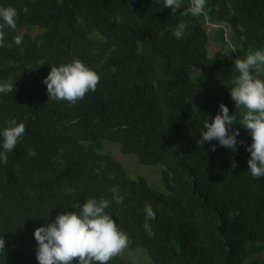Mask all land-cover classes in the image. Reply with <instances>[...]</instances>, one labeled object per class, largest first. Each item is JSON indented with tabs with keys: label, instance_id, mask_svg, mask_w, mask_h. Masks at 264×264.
I'll return each mask as SVG.
<instances>
[{
	"label": "trees",
	"instance_id": "16d2710c",
	"mask_svg": "<svg viewBox=\"0 0 264 264\" xmlns=\"http://www.w3.org/2000/svg\"><path fill=\"white\" fill-rule=\"evenodd\" d=\"M163 2L0 0L18 13L0 47V84L14 85L0 93V152L8 121L25 125L0 162V264H38L34 230L93 198L109 200L105 211L129 247L144 248L154 264H264L249 258L264 250V176L248 169L253 141L239 124L246 109L230 96L234 61L264 50V0H206L199 17L182 14L190 0L176 11ZM180 22L187 28L177 39ZM211 40L221 44L213 53ZM74 59L100 81L70 106L48 98L43 80L51 66ZM252 74L264 81V71ZM220 104L235 117L229 131L239 130L234 152L215 139L200 142ZM105 140L141 164H161L165 191L129 176L103 151ZM113 187L123 203L112 199ZM147 206L155 212L151 237ZM108 264L134 263L118 255Z\"/></svg>",
	"mask_w": 264,
	"mask_h": 264
},
{
	"label": "clouds",
	"instance_id": "9594fccd",
	"mask_svg": "<svg viewBox=\"0 0 264 264\" xmlns=\"http://www.w3.org/2000/svg\"><path fill=\"white\" fill-rule=\"evenodd\" d=\"M191 6L182 13L199 17L205 15L206 0H190ZM182 0H164L163 5L172 11L180 9ZM17 11L12 7L0 8V47H4V27L13 30L17 28ZM187 28L185 22H180L173 35L182 39ZM23 33L14 37L13 43L17 46L23 42ZM12 45L9 44L8 47ZM235 50V49H234ZM234 71L239 75L233 80L234 86L230 89V96L237 108L246 109L240 125L246 128L252 137V144L246 148L250 153L247 161L248 169L254 178L264 176V81L255 78L257 73L264 71V50L250 52L244 59L234 61ZM100 81L98 74L86 67L80 60L74 59L71 63L61 66H51L47 77L43 80L46 85L48 98L65 100L69 105H75L82 100L89 91H95ZM12 83L0 84V93H13ZM220 114H217L212 123L203 122L204 131L200 142L217 140L225 148L236 150V145L242 143L237 140L239 130L229 131L234 124L235 117L229 115L228 108L220 104ZM8 127L2 132L3 151L0 152V162H8L7 153L11 152L19 139L25 133V125L17 124L15 119L8 121ZM215 151V145L212 146ZM235 166V165H234ZM99 175L100 169H97ZM112 199L123 203L118 187L110 189ZM107 199H88L80 206L79 213L66 211L58 214L54 220L46 222V226L34 230L33 236L37 242L36 259L38 264H108L112 258L120 255L128 246L127 234L118 230L116 223L105 211L109 207ZM155 219V212L151 206L145 208L144 229L149 237L154 235L149 221ZM5 241L0 238V250L4 251Z\"/></svg>",
	"mask_w": 264,
	"mask_h": 264
},
{
	"label": "rangeland",
	"instance_id": "374dc122",
	"mask_svg": "<svg viewBox=\"0 0 264 264\" xmlns=\"http://www.w3.org/2000/svg\"><path fill=\"white\" fill-rule=\"evenodd\" d=\"M210 27L211 25L207 26L209 32H211ZM231 31L232 29L226 26L225 37L229 38L232 34ZM220 47L221 44L219 42L211 40L208 50L213 53ZM202 71L203 67L195 71V73L193 72V74H199ZM103 151L111 154L114 159L120 162L129 174V176L133 178H137L139 176L144 177L154 189L159 191H165V188L160 178V173L162 169L161 164H141L135 155L121 153L119 150V143L113 141L105 140L103 145ZM119 256L132 261L134 264H154L149 258L144 248L131 249L129 247V243L128 246L123 250V252ZM249 258H260L264 260V250L253 253Z\"/></svg>",
	"mask_w": 264,
	"mask_h": 264
}]
</instances>
